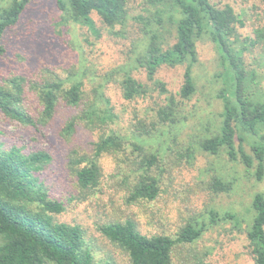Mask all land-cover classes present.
Instances as JSON below:
<instances>
[{
  "label": "trees",
  "instance_id": "obj_1",
  "mask_svg": "<svg viewBox=\"0 0 264 264\" xmlns=\"http://www.w3.org/2000/svg\"><path fill=\"white\" fill-rule=\"evenodd\" d=\"M33 1L0 0V62L6 61L8 50L5 33L18 24ZM137 5L132 0H55L58 25L86 28L99 37L98 19L109 35L123 40L133 29L137 39L131 44L132 54L123 49L119 61L94 69L81 51L74 52V61L62 66L66 68L62 73L47 63L32 69V62L24 63L28 74L1 72L0 112L38 134L54 130L65 147V169L79 191L97 188L103 155L119 157L133 146L139 159L120 165L123 180H135L126 202L153 200L160 189L155 169L163 168L152 141L163 134L162 129L171 130L186 118L188 102L198 91L192 73L198 61L197 44L210 42L219 64L214 76L222 85L215 94L221 108L213 129L199 135L198 148L212 155L223 151L236 167L251 170L255 182L264 184V96L252 88L254 77L246 70L243 55L247 40L250 46L264 43V32L258 29L255 39L241 40L238 28L244 21L231 5L217 0H140ZM176 66L183 68L181 80L169 90L160 74ZM111 86L123 100L148 102L133 130L118 122L108 94ZM76 141L89 146V151L77 148ZM1 146L0 264H99L85 247L81 228L51 216L64 210L62 202L49 197L40 178L52 155L42 149L24 152L20 147ZM210 180L215 192H229L237 181H224L217 174ZM247 211L240 219L231 212L219 217L211 211L209 224L231 221L243 231L247 264H264V190L253 193ZM205 225L187 222L174 236L142 234L131 219L97 228L127 253L131 264H172L174 249L199 239Z\"/></svg>",
  "mask_w": 264,
  "mask_h": 264
},
{
  "label": "rangeland",
  "instance_id": "obj_2",
  "mask_svg": "<svg viewBox=\"0 0 264 264\" xmlns=\"http://www.w3.org/2000/svg\"><path fill=\"white\" fill-rule=\"evenodd\" d=\"M139 1L132 0V4L138 6ZM217 1L231 5L244 21V25L238 28L241 40L255 39L258 29L264 32V4L258 0ZM54 3L55 0L31 2L18 24L5 33L4 41L8 50L6 61L0 62V73L6 75L9 74L8 70H12L28 74L30 70H24V63L27 62H32V69L43 63L51 64L55 67L53 70L62 73V69H66L62 66L74 61V52L84 51L94 69L95 66L108 67L119 61L124 56L123 49L132 54L131 44L137 39L133 29L131 31L135 35L130 31L129 38L123 40L109 35L98 19L96 26L100 30L99 37L98 33H90L86 28L79 29L74 25L67 28L56 24ZM248 41L243 52L246 70L254 77L252 88L264 96V43L250 46ZM238 46L243 47L242 44ZM197 52L198 61L192 73L198 91L188 102L186 118L171 130L167 127L166 130L162 129L163 134L152 141V149L159 150L163 168L160 171L155 169L160 178V189L153 200L126 202L135 180H123L124 169L121 166H128L129 160L135 157L139 159V150L133 146H129L119 157L103 155L100 159L102 175L99 185L92 191H79L72 175L65 169V147L55 136L54 130H44L38 134L32 127L12 121L0 112L2 148L16 146L24 152L42 149L52 155V162L40 178L49 197L62 202L64 210L51 216L55 221L78 225L85 247L99 264H131L127 253L110 242L97 228L103 223L126 219L133 220L136 228L146 235L174 236L177 229L187 222L205 223L206 229L199 239L174 249L172 264H197V261L199 264L248 262L244 254L246 244L243 231L235 229L234 224L226 219H219L210 225V212H216L219 217L225 212L237 214L239 219L247 216L251 196L255 191L264 190V184L255 182L251 170L245 171L241 165L236 167L235 162H231L223 151L212 155L198 148L199 135L207 128L212 130L219 119L221 104L215 94L222 85L214 76L219 64L213 45L199 42ZM8 63L12 65H3ZM182 70V66L162 70L160 78L167 82L169 90L179 84ZM139 76L142 80L145 78L143 74ZM108 94L118 112V122L133 130L137 126L136 121L142 120L148 102L123 100L113 86L109 88ZM77 148L90 149L85 144H78ZM215 174L224 181L236 178L235 187L229 192H215L210 185V179Z\"/></svg>",
  "mask_w": 264,
  "mask_h": 264
}]
</instances>
